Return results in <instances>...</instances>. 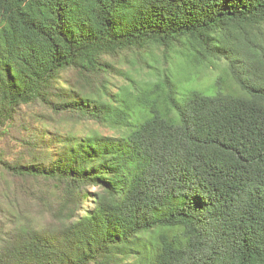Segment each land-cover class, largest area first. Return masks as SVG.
I'll return each instance as SVG.
<instances>
[{
  "label": "trees",
  "instance_id": "trees-1",
  "mask_svg": "<svg viewBox=\"0 0 264 264\" xmlns=\"http://www.w3.org/2000/svg\"><path fill=\"white\" fill-rule=\"evenodd\" d=\"M0 264H264V0H0Z\"/></svg>",
  "mask_w": 264,
  "mask_h": 264
},
{
  "label": "rangeland",
  "instance_id": "rangeland-1",
  "mask_svg": "<svg viewBox=\"0 0 264 264\" xmlns=\"http://www.w3.org/2000/svg\"><path fill=\"white\" fill-rule=\"evenodd\" d=\"M155 53H156L155 56L156 55L159 56L160 59L163 62H165L166 58L164 56V50L163 49H157ZM129 58L130 59H135V58L132 57V55ZM120 65H122V67L124 69H130L131 71H134V63H132V61L130 63L124 62V63H122ZM139 73L140 72H138V74ZM114 78H115L116 82L119 83V84H123V83L126 82L125 77H122L121 75L115 74L114 75ZM90 126H92V127L94 126V127L100 128L104 133H110V132H112V130H109V129L105 128V127H102L98 123H91Z\"/></svg>",
  "mask_w": 264,
  "mask_h": 264
}]
</instances>
